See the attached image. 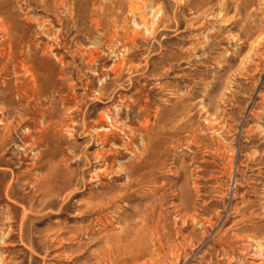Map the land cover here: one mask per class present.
<instances>
[{
  "label": "rangeland",
  "instance_id": "obj_1",
  "mask_svg": "<svg viewBox=\"0 0 264 264\" xmlns=\"http://www.w3.org/2000/svg\"><path fill=\"white\" fill-rule=\"evenodd\" d=\"M0 264H264V0H0Z\"/></svg>",
  "mask_w": 264,
  "mask_h": 264
}]
</instances>
